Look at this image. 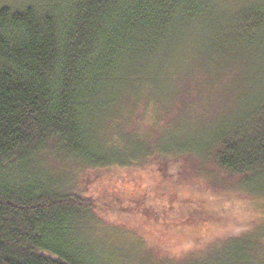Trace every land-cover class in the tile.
Returning <instances> with one entry per match:
<instances>
[{
  "label": "trees",
  "instance_id": "16d2710c",
  "mask_svg": "<svg viewBox=\"0 0 264 264\" xmlns=\"http://www.w3.org/2000/svg\"><path fill=\"white\" fill-rule=\"evenodd\" d=\"M195 70L211 76L201 84L225 81L214 98L221 118L200 134L155 139L164 100H189ZM134 112L154 114L138 122L148 129ZM153 153L264 195V0L0 7V264H126L96 236L98 201L69 186L83 168ZM195 209L162 217L192 222ZM211 250L184 264H264V223Z\"/></svg>",
  "mask_w": 264,
  "mask_h": 264
},
{
  "label": "rangeland",
  "instance_id": "374dc122",
  "mask_svg": "<svg viewBox=\"0 0 264 264\" xmlns=\"http://www.w3.org/2000/svg\"><path fill=\"white\" fill-rule=\"evenodd\" d=\"M56 1L59 0H0V7L20 9ZM219 1L234 5L243 0ZM198 72L195 70L189 75V100H164L167 103L157 119V133H152L155 139L167 142L188 132L200 134L221 118L223 111L217 105L220 100L214 98L222 83L209 80L201 84L211 76L204 71L206 75L200 76ZM152 115L146 114L144 118L151 121ZM132 116L137 123L144 119L138 112ZM189 119L190 123L186 122ZM138 125V128L148 125L147 129L150 126L148 123ZM55 165L59 172L60 167L66 166ZM76 175L69 187L98 201L101 223L96 228V236L103 237L107 247L117 250L126 264H139L143 260L184 264L264 223V195L255 196L239 191L237 187H228L215 176L202 173L198 161L159 158L153 153L130 166L83 168ZM145 200V206L151 204L153 207L152 213L147 214L146 208L140 207ZM168 201L179 209H168L166 213L161 206ZM185 205L199 208L190 211L194 220H185L178 225L175 222L169 227L167 224L170 223L162 216L178 217ZM204 217L209 218L204 220Z\"/></svg>",
  "mask_w": 264,
  "mask_h": 264
}]
</instances>
